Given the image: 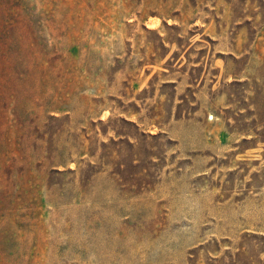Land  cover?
Masks as SVG:
<instances>
[{"label":"rangeland","instance_id":"rangeland-1","mask_svg":"<svg viewBox=\"0 0 264 264\" xmlns=\"http://www.w3.org/2000/svg\"><path fill=\"white\" fill-rule=\"evenodd\" d=\"M0 264H264V0H0Z\"/></svg>","mask_w":264,"mask_h":264}]
</instances>
